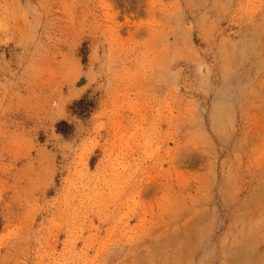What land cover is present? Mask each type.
<instances>
[{
  "label": "rangeland",
  "instance_id": "rangeland-1",
  "mask_svg": "<svg viewBox=\"0 0 264 264\" xmlns=\"http://www.w3.org/2000/svg\"><path fill=\"white\" fill-rule=\"evenodd\" d=\"M0 264H264V0H0Z\"/></svg>",
  "mask_w": 264,
  "mask_h": 264
}]
</instances>
